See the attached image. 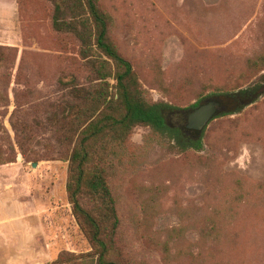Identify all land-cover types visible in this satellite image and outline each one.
Listing matches in <instances>:
<instances>
[{
    "label": "rangeland",
    "instance_id": "1",
    "mask_svg": "<svg viewBox=\"0 0 264 264\" xmlns=\"http://www.w3.org/2000/svg\"><path fill=\"white\" fill-rule=\"evenodd\" d=\"M100 4L148 99L179 107L169 120L189 135L188 111L218 87L264 83V67L244 79L247 62L264 56V0ZM51 12L47 0H0V46L11 50L0 146L14 159L0 164V264H50L87 248L50 118L66 97L60 78L85 84L88 73L72 64L77 42L53 31ZM201 141L182 151L147 126L129 135L110 187L136 263L264 264V92L212 119Z\"/></svg>",
    "mask_w": 264,
    "mask_h": 264
},
{
    "label": "trees",
    "instance_id": "2",
    "mask_svg": "<svg viewBox=\"0 0 264 264\" xmlns=\"http://www.w3.org/2000/svg\"><path fill=\"white\" fill-rule=\"evenodd\" d=\"M47 1L52 6L51 28L59 36L77 42L79 60L72 64L88 73L85 84L73 73L60 78L66 97L56 103L50 118L58 142L65 149L67 198L87 248L79 253L62 252L50 264H138L125 251L121 219L110 187L129 135L136 126H147L170 137L182 151L199 150L201 135L193 137L170 122V116L181 110L179 107L148 99L131 62L113 38V18L100 0ZM10 51L0 46V106L9 101L6 91ZM263 67V55L250 59L244 79ZM239 87L220 86L213 94L216 98L193 108L210 100L219 101L214 119L239 112L264 92V83L260 82ZM20 127L26 135L28 127L22 123ZM12 162L13 157L2 152L0 146V164Z\"/></svg>",
    "mask_w": 264,
    "mask_h": 264
},
{
    "label": "water",
    "instance_id": "3",
    "mask_svg": "<svg viewBox=\"0 0 264 264\" xmlns=\"http://www.w3.org/2000/svg\"><path fill=\"white\" fill-rule=\"evenodd\" d=\"M220 102L216 100L207 101L198 107L192 108L188 111V125L187 131L193 137H199L203 129L213 119L217 112Z\"/></svg>",
    "mask_w": 264,
    "mask_h": 264
}]
</instances>
